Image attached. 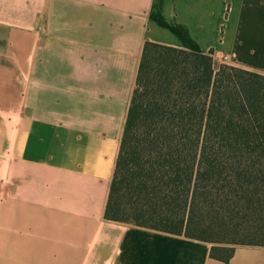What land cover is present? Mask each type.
Wrapping results in <instances>:
<instances>
[{
  "label": "crops",
  "instance_id": "crops-1",
  "mask_svg": "<svg viewBox=\"0 0 264 264\" xmlns=\"http://www.w3.org/2000/svg\"><path fill=\"white\" fill-rule=\"evenodd\" d=\"M145 40L264 74V0H0V264H264L104 219Z\"/></svg>",
  "mask_w": 264,
  "mask_h": 264
},
{
  "label": "trees",
  "instance_id": "trees-1",
  "mask_svg": "<svg viewBox=\"0 0 264 264\" xmlns=\"http://www.w3.org/2000/svg\"><path fill=\"white\" fill-rule=\"evenodd\" d=\"M145 40L104 219L264 246V74Z\"/></svg>",
  "mask_w": 264,
  "mask_h": 264
},
{
  "label": "rangeland",
  "instance_id": "rangeland-1",
  "mask_svg": "<svg viewBox=\"0 0 264 264\" xmlns=\"http://www.w3.org/2000/svg\"><path fill=\"white\" fill-rule=\"evenodd\" d=\"M213 57V56H212ZM213 62H214V65L217 67L220 63H224V62H222V60L220 59L219 61L217 60V59H215L214 57H213ZM208 243V242H207ZM208 244H210V243H208ZM210 246H211V244H210Z\"/></svg>",
  "mask_w": 264,
  "mask_h": 264
}]
</instances>
